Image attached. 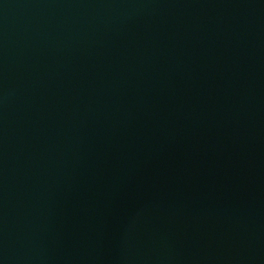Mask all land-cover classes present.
<instances>
[{
	"label": "water",
	"instance_id": "1",
	"mask_svg": "<svg viewBox=\"0 0 264 264\" xmlns=\"http://www.w3.org/2000/svg\"><path fill=\"white\" fill-rule=\"evenodd\" d=\"M0 264H264V0H0Z\"/></svg>",
	"mask_w": 264,
	"mask_h": 264
}]
</instances>
